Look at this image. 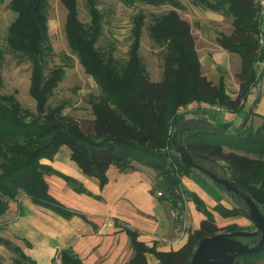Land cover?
I'll return each instance as SVG.
<instances>
[{
	"label": "trees",
	"instance_id": "1",
	"mask_svg": "<svg viewBox=\"0 0 264 264\" xmlns=\"http://www.w3.org/2000/svg\"><path fill=\"white\" fill-rule=\"evenodd\" d=\"M144 1L155 3L156 0ZM199 1L232 18V33L218 39V43L241 60L240 90L235 99L226 93L223 80L215 84L203 73L191 25L176 10L150 28L155 40L165 43L169 51L162 80L153 81L140 57L143 23L140 16L135 20L129 57L120 62L112 52L97 48L103 18L94 1L89 0L91 22L87 25L79 19L77 0H62L68 11L65 30L69 47L101 89V94L90 101L93 118L80 120L64 114V106L52 108L49 104L66 72L63 67L50 71L47 68L54 55L48 37V0H11L10 8L17 17L9 27L7 43L14 53L31 64L30 92L37 102V114L28 119L15 96L0 95V217L9 210L11 201L23 194L34 204L65 219L78 216L89 221L84 213L69 208L49 192L45 177L57 175L76 193L93 196L76 179L42 163L44 159L53 160L62 147L70 150L71 160L83 174L99 180L101 188L108 184L107 171L112 166L122 172L134 171L137 167L132 161H136L163 176L158 190L169 194L181 184L174 166L167 170L162 162L160 150L171 146L172 149L183 147L198 168L208 170V165L223 163V169L249 194L264 220V117L259 127L246 124L241 132L231 130L228 125L218 126L213 118H199L193 122L203 121L210 126L186 127L178 134L179 142L169 140V128H176L183 121L180 109L191 102L212 107L225 105L234 110L243 106L259 80L255 66L264 60L259 40L264 35L263 7L259 0ZM225 147L254 156L225 151ZM181 163L180 158L174 161L182 176L194 169ZM157 199L165 201L161 196ZM195 203L205 219L178 250L159 251L156 245L148 246L140 241L137 231L123 228L134 252L127 264H150L147 255H153L157 264H192L200 243L229 227L220 228L197 196ZM216 208L225 218L246 217L238 207L227 210L218 205ZM0 243L15 255L12 264H38L10 241L0 238ZM59 257L62 264H85L72 249L61 250ZM242 257L246 264L249 259L264 261V250ZM0 264L4 263L0 261Z\"/></svg>",
	"mask_w": 264,
	"mask_h": 264
},
{
	"label": "rangeland",
	"instance_id": "2",
	"mask_svg": "<svg viewBox=\"0 0 264 264\" xmlns=\"http://www.w3.org/2000/svg\"><path fill=\"white\" fill-rule=\"evenodd\" d=\"M2 1L0 4V95L15 96L20 102L27 118L30 119L31 116L37 114V102L30 92L32 67L28 61L20 57L19 54L14 53L8 46L7 36L9 27L15 21L17 14L10 8L11 0ZM92 1H94L103 18L102 31L97 48L104 52H112L114 57L120 62H125L129 57L128 53L133 41L135 20L140 16L143 21L139 51L140 57L149 78L153 81L162 80L164 60L169 51L165 43H158L155 40L150 28L156 22L162 21L172 10H176L191 25L192 33L196 38V51L202 64L203 73L215 84L223 80L226 93L229 96L233 95L230 96L232 99L237 97L234 96V90L237 88L236 86H239L240 57L229 53L218 43V39L230 35L233 31L232 18L224 12H216L207 8L199 0H156L155 3H149V1L144 0H130L128 2L122 0ZM259 1L261 4L264 3V0ZM48 2V37L53 47L54 55L49 59L47 68L50 71L55 67H63L66 72L55 94L49 99V104L52 108L64 106V114L74 116L80 120L92 119L93 112L90 101L93 97H98L101 94V89L94 78L85 72L78 56L69 47L65 30L68 11L62 0H48ZM77 3L79 19L84 24L89 25L91 22L89 0H77ZM261 28L264 31V20ZM261 36H259V40ZM255 70L259 80L252 89V98L248 99L243 106H239L234 110L229 109L225 105L212 107L208 104L191 102L180 109L183 121L176 128H169V140L171 142H179L181 137H178V134L183 132L186 127L198 128L199 126H204V123L193 122L199 118H213L216 125H228L233 130H243L246 124L247 126L258 127L259 122L261 121L262 123L264 117V60L257 63ZM235 115L237 120L234 121L232 116ZM182 148L172 149L171 146H167L160 150L163 158L162 162L165 164L167 170H171V166H174L176 176L181 180V184L175 189H171L172 191L169 194H162L158 190V185L162 182L163 176L145 165L132 161L136 167L148 170L153 193L155 196L165 198L164 202L170 206L175 218L178 233L189 235L194 231V227H199L200 221L204 216L195 208L194 202L195 196H197L205 203V207L211 212L220 228L229 226L228 229L219 233L217 237L211 239L213 244L234 241L240 246L248 248L254 247L252 246L254 244H263L264 232L260 231L259 221L255 216L254 218H250L251 209L247 201L236 191L240 190V186L223 169L224 164L217 163L216 166L207 164L209 169H204L210 172L213 177L196 168L187 175L182 176L180 168L175 167V159L180 158L181 164L184 166H189V164L194 166L191 157L187 153H184V149ZM225 151H234L239 154L254 156L234 148L225 147ZM66 152L70 154L68 148H66ZM214 177L221 180L222 184L218 183ZM111 179H115L113 175H111ZM145 183L146 180L143 181V184L134 188V196L138 199L142 200L143 197L147 196L144 187ZM123 184L126 185L128 190V183ZM117 186L118 184L116 185L113 182L107 194L113 195L117 193L115 190ZM245 194L250 197L246 191ZM91 198L101 201V199H97L94 195ZM215 205H222L227 210L238 207L245 212L246 217L225 218L216 210L217 206ZM108 206L112 213L120 212L122 215H126V217H129L127 219L128 222L139 226L146 232H149L155 226L153 221L138 217L134 213L130 214L131 209L124 201L114 203L112 200L109 201ZM207 206L215 207L208 208ZM84 207L89 209L88 204L84 205ZM152 207L155 213L154 216L156 214L157 216H161L162 214L160 215V213H164L165 215V209L162 205L153 201ZM94 210H97V207ZM187 210H191L196 216L197 214L200 216L199 218L197 216L198 219L196 220L194 218L193 224L188 218ZM257 210L260 214L259 208ZM166 212L168 213L169 210H166ZM261 225L264 229V220L261 222ZM204 249L207 256H213L212 258L214 259L211 260L213 263L219 264L226 257L232 256L229 264H236L237 261L238 264H246V259L244 257L241 258V256L246 254L235 252V249L230 245L222 246V250L213 249L208 246H205ZM247 263L264 264V261L249 259ZM200 264L207 263L202 261Z\"/></svg>",
	"mask_w": 264,
	"mask_h": 264
},
{
	"label": "crops",
	"instance_id": "3",
	"mask_svg": "<svg viewBox=\"0 0 264 264\" xmlns=\"http://www.w3.org/2000/svg\"><path fill=\"white\" fill-rule=\"evenodd\" d=\"M262 17L263 25V12ZM262 32L264 33L263 30ZM236 87L234 90L235 97L239 93L240 85ZM251 98L252 96L249 100ZM232 117L234 121L237 120L236 115ZM261 124L260 121L258 127ZM66 148L62 147L53 160L44 159L42 163L63 175L76 179L94 196H100L101 201H97L86 194L76 193L57 175L45 177L49 185V192L69 208L84 213L89 221L78 216L65 219L51 210L34 204L30 198L22 194L10 202L9 210L0 217V238L18 246L38 264H56L55 261L59 252L64 249H72L85 264H127L134 257V252L131 248L130 239L123 230L125 227L137 231L140 241L148 246L156 245L159 251L178 250L186 244L189 235L178 233L170 206L164 201H159L157 196L151 192L153 188L148 170L137 167L134 171L122 172L112 166L107 171L108 184L101 188L99 180L83 174L71 160V152L70 154L66 152ZM111 175L114 176V180L111 179ZM144 180H146L144 187L147 196L141 200L134 196L133 191L135 186L143 184ZM113 182L118 184L115 188L117 193L109 195L107 194L108 189ZM126 182L129 185L128 190L125 184L122 185ZM112 200L114 203L124 201L132 210H130V214L134 213L138 217L153 221L155 226L146 232L139 226L128 222L129 217L126 215H122L120 212L112 213L108 208V203ZM153 201L164 207L165 215L160 213L161 216H157V214L154 216ZM86 204H88L89 209L84 207ZM194 205L199 211L197 204ZM96 207L97 210H94ZM166 210H169L171 214L167 213ZM187 212L192 224L194 218L196 220L200 217L197 214V218L191 210H187ZM199 213L205 219V215L200 211ZM116 223H118V227ZM197 228L194 227V230ZM163 239H167L171 243H166V245ZM14 257L15 255L0 243V261L4 264H12ZM147 259L150 264L158 263L153 255H147Z\"/></svg>",
	"mask_w": 264,
	"mask_h": 264
},
{
	"label": "water",
	"instance_id": "4",
	"mask_svg": "<svg viewBox=\"0 0 264 264\" xmlns=\"http://www.w3.org/2000/svg\"><path fill=\"white\" fill-rule=\"evenodd\" d=\"M199 122L200 123H204L203 125L205 127H209L210 126L206 122H203V121H199ZM241 131H242V129L240 130V132ZM194 168L200 170L203 173H207L210 177H213V175L210 172H208L207 170H205V169L198 168L196 166H194ZM214 179L218 183L222 184L221 180H219V179H217L215 177H214ZM231 188H233V186H231ZM239 189L240 190H236V191L240 194V196H242L247 201V203H248V205H249V207L251 209V215H252L251 218H254V216H255L258 219L259 224H260V226H259L260 231L264 232V229H263V227L261 225V222H263V218L258 213L256 205L253 203L251 198L248 197L247 194H245V191L241 187ZM217 236H215V237H217ZM215 237H212V238H215ZM212 238H206L200 243V245H199V247H198V249H197V251H196V253H195L194 257H193L192 264H200L202 261H205L207 264H218V263L211 262V260H213L214 258H212L213 256H209V255L207 256L206 255L205 249H204L205 246L211 247L213 249L222 250L221 249L222 246L230 245V246H232L235 249L234 251L239 253V254H254V253H257V252H260V251L264 250V243L263 244H259V245L255 246L253 248H248V247H242L239 244L235 243L234 241L228 242V243L227 242L226 243L223 242V243H219V244H217V243L213 244L211 242ZM231 257L232 256L226 257L223 261L219 262V264H229V262H231V259H232Z\"/></svg>",
	"mask_w": 264,
	"mask_h": 264
},
{
	"label": "built area",
	"instance_id": "5",
	"mask_svg": "<svg viewBox=\"0 0 264 264\" xmlns=\"http://www.w3.org/2000/svg\"><path fill=\"white\" fill-rule=\"evenodd\" d=\"M262 6H263V13H264V3L262 4ZM260 45H261V48H262V50H263V52H264V35H262L261 38H260ZM181 234H182V235H185L184 233H181ZM163 242L168 243V244L171 243V242H170L169 240H167V239H163ZM55 262H56V264H62L59 255L57 256Z\"/></svg>",
	"mask_w": 264,
	"mask_h": 264
}]
</instances>
